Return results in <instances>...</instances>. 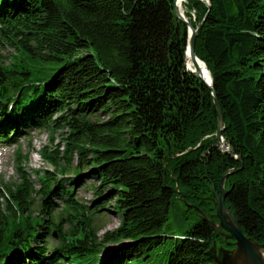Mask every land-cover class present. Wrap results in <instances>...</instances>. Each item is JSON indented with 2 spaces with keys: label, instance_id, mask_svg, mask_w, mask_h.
Listing matches in <instances>:
<instances>
[{
  "label": "trees",
  "instance_id": "trees-1",
  "mask_svg": "<svg viewBox=\"0 0 264 264\" xmlns=\"http://www.w3.org/2000/svg\"><path fill=\"white\" fill-rule=\"evenodd\" d=\"M182 6L201 24L194 51L227 149L212 91L186 66L175 0H0V42L13 50L0 60V144L42 128L64 143L61 155L59 144L41 151L55 169L38 188L17 150L19 181L0 187V264H216L213 242L234 238L200 212L219 221L213 187L230 170L225 203L264 244V0ZM88 178L97 184L85 204L75 188ZM112 199L119 225L100 237L94 218ZM173 212L188 221L182 233L168 228Z\"/></svg>",
  "mask_w": 264,
  "mask_h": 264
},
{
  "label": "rangeland",
  "instance_id": "rangeland-1",
  "mask_svg": "<svg viewBox=\"0 0 264 264\" xmlns=\"http://www.w3.org/2000/svg\"><path fill=\"white\" fill-rule=\"evenodd\" d=\"M186 8L183 7V11ZM193 16V12H192ZM11 53H13L12 48L7 46L5 43L0 42V60L2 59L3 62L7 63L10 61ZM62 135L61 131L51 132L47 129H30L28 133L21 138L18 139V144H0V187L3 184L10 183L16 184L19 181V172L17 171L16 167L18 165L17 161V150L19 151V158L23 159L26 157L27 161L22 162L23 172L29 175L30 181L35 188H38V178L37 175L41 174L42 170H53L55 169L54 165L50 163L49 160L45 159L42 155L41 151L43 149L46 152L54 151L55 147L58 146L59 154L63 153V145L64 143L61 142ZM63 140V139H62ZM220 147L222 149H227L225 145L221 142ZM73 174V173H72ZM97 182L92 179H86L84 182H81V185L75 188L76 198L79 201L89 204L91 200L95 198L94 190L92 188L93 184ZM34 196V200L31 202L30 211L32 213L37 214L39 210V198H37V194H32ZM0 201H3L0 198ZM60 208L62 203L59 202ZM115 204V199L107 201V210H104V213L100 215H95L94 224L97 227L98 235L101 237L103 233L107 230H113L119 225V214L113 210V206ZM110 205V206H108ZM179 220L178 213L173 212L170 216L168 221L169 227L171 231L174 233H182L185 228L188 226V221L181 222ZM63 226L66 227L67 222L65 219L62 220ZM190 223V222H189ZM58 236L57 234H53V237L49 239L48 244L53 245L57 243ZM233 246L232 248H228L223 244L216 243V250L220 248L223 249H233L235 247L234 240L232 241ZM110 250H108L109 252ZM103 254L102 256H104ZM66 264H72L67 262Z\"/></svg>",
  "mask_w": 264,
  "mask_h": 264
},
{
  "label": "water",
  "instance_id": "water-1",
  "mask_svg": "<svg viewBox=\"0 0 264 264\" xmlns=\"http://www.w3.org/2000/svg\"><path fill=\"white\" fill-rule=\"evenodd\" d=\"M175 13L178 18L182 20L188 27V43L186 46V55H189L192 61L195 62L199 59L194 51L195 38L201 24L193 26L185 16V14L180 11L177 0H175ZM188 69L198 75L208 86V88H210V90L212 91L217 111V130L215 133V137L218 139L219 142L223 143L222 129L224 127V112L221 104L217 99L213 87L212 76L211 83H208L197 72V70H192L190 68ZM230 172H232V170L227 171L222 175L219 183V193H216L215 188L213 187L216 207L215 214L219 221L217 223H214L212 218H208L203 212H200V215L204 220L208 221L209 225L215 231H219L223 236L229 235L234 238L235 247L230 250L220 248L217 252L216 243L213 242V245L210 251L208 252L210 255V259L216 264H264V244H258L254 242L251 238H249L243 233L234 213L229 209V207L225 203V192L223 182L225 176H227V174H229Z\"/></svg>",
  "mask_w": 264,
  "mask_h": 264
},
{
  "label": "bare ground",
  "instance_id": "bare-ground-1",
  "mask_svg": "<svg viewBox=\"0 0 264 264\" xmlns=\"http://www.w3.org/2000/svg\"><path fill=\"white\" fill-rule=\"evenodd\" d=\"M185 0H177L178 6L180 8V11H183L182 2ZM186 64L188 68L192 70H197V72L208 82L211 83V75L210 72L207 69V66L204 62H202L200 59L196 60L195 62L192 61V59L189 57V55H186Z\"/></svg>",
  "mask_w": 264,
  "mask_h": 264
},
{
  "label": "built area",
  "instance_id": "built-area-1",
  "mask_svg": "<svg viewBox=\"0 0 264 264\" xmlns=\"http://www.w3.org/2000/svg\"><path fill=\"white\" fill-rule=\"evenodd\" d=\"M206 3H208V0H204ZM193 16H194V13H193Z\"/></svg>",
  "mask_w": 264,
  "mask_h": 264
}]
</instances>
